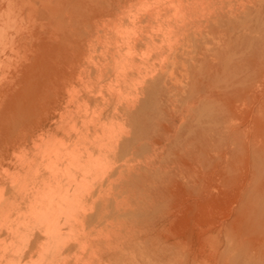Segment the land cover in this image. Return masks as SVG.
I'll return each instance as SVG.
<instances>
[{
  "label": "bare ground",
  "instance_id": "6f19581e",
  "mask_svg": "<svg viewBox=\"0 0 264 264\" xmlns=\"http://www.w3.org/2000/svg\"><path fill=\"white\" fill-rule=\"evenodd\" d=\"M18 1L7 0L9 12ZM13 18L12 31L0 32V264L135 262L124 247L152 239L166 199L197 183L181 185L179 166L188 176L209 155L191 147L204 132L188 126L180 141L173 121L185 126L198 111L197 123L221 125L257 87L259 143L250 137L264 154V0H34ZM93 42L109 55L100 68L82 60ZM103 91L109 99L90 113ZM83 138L90 146L79 149ZM259 177L244 192L258 200L240 195L232 232L264 245Z\"/></svg>",
  "mask_w": 264,
  "mask_h": 264
},
{
  "label": "rangeland",
  "instance_id": "374dc122",
  "mask_svg": "<svg viewBox=\"0 0 264 264\" xmlns=\"http://www.w3.org/2000/svg\"><path fill=\"white\" fill-rule=\"evenodd\" d=\"M33 3L34 0H19L16 6H14L9 12L7 8V0H0V16L7 13L4 16V18H6V21H4L2 25H0V32L2 33V36L11 32L13 27L15 26V18L13 17L18 15V13H20V10L24 12L27 8L31 7ZM0 18L3 20V16ZM17 18L18 20H16V22L18 23L21 20V17L18 16ZM93 39L95 40V37ZM108 57L109 55L106 49L97 44V42H93L92 48L82 55V60L88 62L90 65H94L96 63V66L100 68L99 63L103 62L105 59H108ZM262 74L263 75H259L260 78L257 79L258 81H261L264 78V72ZM92 76L93 77L90 79L91 86L96 83L99 77L96 73ZM107 83H109V81L105 80L102 84ZM255 84L256 86L258 85L257 83ZM76 86V90H79L82 84ZM261 94L262 90L257 87L251 94L246 105L240 107L239 109V106H236L235 111L237 113H234L233 115L228 114V117L227 114H225L228 121L224 120L221 125H217L211 122L210 119L205 116L201 118L200 123H197L199 120H196L199 113L198 111L190 113L187 115V117H185L186 119H188L187 125L185 126H182L181 122L178 121V119L173 121L169 131L170 133H172V135L173 133H176L180 141L188 137V126L192 129L198 130L201 133L204 132L205 137L207 136V138L203 141H200L199 137L193 135L192 140H190V142L192 143L191 147L200 145L202 148L204 147V149H206V154L209 153V155L207 154L208 156H206L204 160L201 159L198 162L197 158H195L193 161L195 164L194 171L191 170L188 176L185 175V167L181 165L180 168L179 166L177 170L178 175L176 176V180H178L181 185L185 186L184 184L186 182V179H189V177L191 179H196L197 177V179H200L198 181L197 179L196 181L194 180L195 182H197L196 184L194 182L195 185L193 186V190L195 189L194 192L196 193L194 195L193 190L190 189L189 191H192L189 194L184 188L178 191L177 196H174L169 200L166 199L167 203L165 202V204L167 205V207L165 208L163 206L166 209L164 221H160L152 225L154 226L152 228L154 237L147 242L141 241L142 244L137 240H130V243H128L124 247V249H127L124 257L127 256L130 258L131 253L134 252L132 259H135V262L133 261L132 264H231L230 260L234 257L238 258H236L237 261L235 260V262L232 264H263L264 245H259L255 243V241L250 243V238L245 239L238 236L239 230L237 228L241 227L239 226L240 224L238 221L239 213L238 215L234 214L237 213V211L235 210L239 209V205L241 202L240 200L243 198V195H246L244 194V192L246 191L247 193V186L250 184L251 179L260 176L259 181L264 184V175L262 173L264 171V154L262 152V149L256 146V144H258L259 142L257 139L258 134L255 133L258 128V125L255 123V121L257 123L262 122V119L259 115L257 102L258 100H260L259 98H261ZM102 95L105 96L106 101L109 99L108 91L97 93L88 106L90 108V113L93 110V114H96L98 108L103 107V105L106 103H100ZM252 110L253 112L249 113V111L251 112ZM244 112H248L252 119L249 115L244 116L249 117V120L248 118H240L244 115H241ZM183 115L184 114H176L177 118L183 117ZM254 115H259V118ZM231 117L235 118V120H231ZM254 124H256L257 126H254ZM88 125L90 126V124ZM250 128L251 130H254L255 128L256 131H249ZM243 131H245V133ZM246 133L250 134L247 135ZM251 134H256V136L254 135V137L255 139H257V142L255 139V141L252 140L253 137H250ZM85 135L90 138V134ZM234 136H236V138ZM239 137L240 139L238 140ZM250 138L252 140L251 142H254L253 144H250ZM84 143H87L88 146H90L89 140L85 141L83 138L81 141V147L78 148H84ZM162 143L164 144L167 142ZM173 143L170 145H173ZM249 146L251 147L250 149L248 148ZM252 147H255L256 149H254H258L260 152L258 150L255 152ZM167 151H165V153ZM252 153H257L258 155H253ZM254 157L256 160H253ZM259 157L262 159L261 162H259ZM198 159H200V157ZM206 160H208V162ZM205 163L206 166L202 167V164ZM259 163L261 165L260 167L258 166ZM252 165L255 168L258 166V169L260 171L258 170L259 172L257 173V169L254 170L255 168H253L252 170ZM207 166L208 169H206ZM203 171L207 173L205 174ZM252 171L255 172H253V174H250V172L252 173ZM195 172L198 174H196ZM199 173L200 176H198ZM203 173L205 174V178H203V176L201 175ZM207 177L208 182L206 181ZM261 179L263 180L261 181ZM199 185L202 186L201 188L199 187L200 190L199 188L197 189ZM241 194L242 198L240 197ZM249 194L250 196H248ZM249 194L246 195L248 196L247 199L244 197L247 201H250L254 195L255 196L252 200H255V198L258 200L257 196H259V194L257 192L256 194L254 193L253 196H251V193ZM260 202H262L264 205L263 198ZM162 204H164V202ZM133 206L134 208L138 209L136 204H133L131 209H133ZM260 215H262L263 217L264 212ZM259 216L258 220L261 218V216ZM229 221L231 227L228 225ZM232 226L236 227V229L233 228V230H235L236 233L238 232V235H236L234 231V233L232 232ZM227 230H229V232L231 231L230 233L232 234L227 232ZM159 235H162L163 237H160ZM253 239H255V237H253ZM120 241L123 242L122 239ZM137 251H139L142 255L134 258L135 252L137 253ZM146 251L148 253L150 251L149 255L154 256L150 257V260L148 262L147 260H143V258L145 259L144 255L146 254ZM178 260L179 262H177Z\"/></svg>",
  "mask_w": 264,
  "mask_h": 264
}]
</instances>
